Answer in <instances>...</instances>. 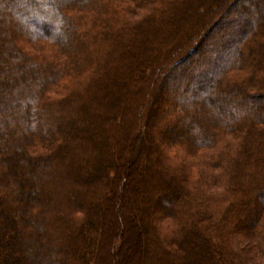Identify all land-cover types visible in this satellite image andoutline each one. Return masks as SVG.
I'll list each match as a JSON object with an SVG mask.
<instances>
[{"label":"trees","instance_id":"1","mask_svg":"<svg viewBox=\"0 0 264 264\" xmlns=\"http://www.w3.org/2000/svg\"><path fill=\"white\" fill-rule=\"evenodd\" d=\"M132 235V264H264V0H0V264Z\"/></svg>","mask_w":264,"mask_h":264},{"label":"rangeland","instance_id":"2","mask_svg":"<svg viewBox=\"0 0 264 264\" xmlns=\"http://www.w3.org/2000/svg\"><path fill=\"white\" fill-rule=\"evenodd\" d=\"M230 4L233 5V6H235V7L236 6L238 7V0H230ZM202 49H204V48L201 47L194 54H190L188 56L189 59H187L186 61L182 62L180 65H182V64H184V66L189 65L190 62H192L199 55V53H200V51ZM191 91H194V93H195L196 92V88H193V89L191 88ZM144 144L146 145L147 143H144ZM119 161H120V157H119ZM146 168L147 169H150V166H148L147 163H146ZM147 171H149V170H147ZM122 189H125L126 190V187L123 185L122 186ZM132 192L133 191L131 190L130 191V194H129V197L130 196L133 197V193ZM137 193L140 194V196H138L137 199H136L138 201L139 205H140L138 210H140V209H143L144 205H146V203H148L149 200L147 199V190H146L145 187H143V188L140 187L138 189ZM124 231H125V229L122 228V229H119L118 232H116L117 235H120V239H122V244L120 245V249H124V244H125V241H123ZM139 234H140V232H139ZM135 247H136V239H133V235H132V239H129L128 240V246H127V248L125 250V254H124L125 257H123V259H121V261H120V257H119L120 251H119L118 254H117V256H113L111 260L114 261L115 264H132L133 263V260L130 259L127 254L129 252L132 253V254H134V252H136V251H134V248ZM146 248H147V244H145V243L142 244L141 247H139L140 252H141L142 255H144V252H145ZM138 261H139L138 264H146V260H144L143 258H141Z\"/></svg>","mask_w":264,"mask_h":264}]
</instances>
